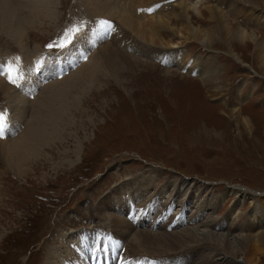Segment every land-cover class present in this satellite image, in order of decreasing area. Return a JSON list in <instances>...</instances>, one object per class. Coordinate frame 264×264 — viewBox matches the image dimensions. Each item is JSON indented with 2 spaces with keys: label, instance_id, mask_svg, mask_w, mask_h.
Masks as SVG:
<instances>
[{
  "label": "rangeland",
  "instance_id": "1",
  "mask_svg": "<svg viewBox=\"0 0 264 264\" xmlns=\"http://www.w3.org/2000/svg\"><path fill=\"white\" fill-rule=\"evenodd\" d=\"M219 1L238 3L243 11L231 13L236 27L231 38L247 30L264 44V0H0L9 16L33 23L24 42L28 50L22 52L3 19L0 23V80L8 87L6 93L0 84V112L7 115L3 136L8 141H19L32 124L34 103L48 87L57 85L59 91L88 84L73 78L104 45L116 51L98 61L110 56L125 69L118 80L99 78L82 94L71 92L79 102L69 104L67 133H57L42 159L30 156L29 167L13 170L0 158V264H74L72 254L78 264H96L97 252L108 259L100 264L124 263L130 245L120 242L111 215L132 224L130 242L140 230L168 235L195 227L230 240L264 231V53L247 39H219L207 12L223 9ZM43 11L48 17L39 20ZM253 12L262 17L249 19ZM125 13L143 27L142 35L119 22ZM159 17L170 28L155 24ZM185 23L194 33L206 32L202 42L184 36ZM152 35L162 39V51L147 42ZM208 35L210 44L204 41ZM60 43L66 46L48 47ZM36 51L43 65L28 73L26 62L34 61ZM79 52L84 56L75 60ZM204 69L211 75L203 76ZM11 94L30 102L21 119ZM181 181L183 192L176 196ZM211 244L206 254L215 249ZM191 248L181 255L146 248L130 252L136 261L141 256L166 264L159 254L168 253L174 257L168 264H198L194 251L201 250ZM236 250L234 260L210 258L209 264H243ZM257 254L251 250L264 264ZM128 264H133L130 257Z\"/></svg>",
  "mask_w": 264,
  "mask_h": 264
},
{
  "label": "bare ground",
  "instance_id": "2",
  "mask_svg": "<svg viewBox=\"0 0 264 264\" xmlns=\"http://www.w3.org/2000/svg\"><path fill=\"white\" fill-rule=\"evenodd\" d=\"M247 2H248V0H247ZM92 3L94 4V2H92ZM219 3H221L223 9L222 8L219 9V7H216L214 9L212 8V9H209V11H207L209 13V19L211 21H213L215 24H217V26L219 28V30H217V31H219V33L218 32L217 33L220 34L219 39L222 40L223 42H226V43H229L230 42L229 40L234 39L236 36L239 38V40L241 42H243L247 39V40H250L251 42L254 43L255 51H260V52L264 53V44L263 43L257 44L259 37L252 32L250 33L247 30H241V31L239 30V32H237L236 35L233 38H231L234 35L233 29L236 28L234 26L235 23L233 21H231V19H230L231 13L232 14L234 13L235 16H238L241 13H243V11H241V9H239L238 3L236 5H234V4L228 5L225 1H219ZM246 4H249V3H246ZM250 4H252V3H250ZM104 7H105V9L102 8V10L104 12L109 13L108 12V10L110 8L109 5H107V6L104 5ZM179 7H181L182 9L184 8L185 10L187 9L186 7H183V4H180ZM95 8H96V6H95ZM226 8H228L229 10L227 12L223 11ZM100 9L101 8H97V10H100ZM184 9H183V11H184ZM45 10L48 11V8L47 9L45 8ZM47 11L46 12L43 11V13L38 14V15H40V17L38 19L40 20L41 18H47L48 17ZM110 13L113 15L115 14L112 11ZM121 13H122V10H121ZM183 13H185V15L187 16V17L186 16L185 17L188 21L189 16H188L187 12H183ZM249 13L247 15L249 19L254 18V17H259V18L262 17L261 16L262 14L258 15L255 12H253L251 14H249ZM123 15H125V16H122V18L118 19L119 22H121L123 25H125L126 28H132L133 30H136L137 32H139L142 35V32L140 30L143 27L140 26V24L138 25L137 23L133 22V18L131 16L128 17L126 13ZM185 17L183 15H181V17H179V18L184 19L186 21ZM199 17H203V16L201 15ZM263 17H264V15H263ZM2 19L4 20L5 29L7 31L11 32V36L14 38V41L16 42L17 46L20 47L19 48L20 51L22 52L21 48L28 50L27 43L25 44L24 42L25 41L27 42L26 38H27V34L29 33L27 31V29L29 30L32 26L31 24H33L31 21L28 20V17L26 19H22L23 22L21 23L20 16H17L16 14H12L9 16L6 12L3 11L2 8H0V23H2ZM155 21H156L155 24H158L161 27L170 28L169 24H168L169 22L167 23L161 17L155 19ZM178 21H181V20L178 19ZM22 24H24L23 27H22ZM117 28H120V27L118 26ZM112 29H113V25L111 26V30ZM190 29H192V28H190L188 26V24H186L183 32L188 31V34L185 33L184 36L195 37L197 41L202 42L201 40L205 37L206 32H204V34H202L203 32H201V31L200 32L196 31L197 33H194V31L192 30L193 31V33H192V31H190ZM117 30H118V32L121 31V30L119 31V29H117ZM180 31H181V29H180ZM210 32H211V30H210ZM202 36H204V37H202ZM108 38L110 39L111 35H108ZM112 38H114V37H112ZM206 38L204 40L205 43L210 44V41L212 40V38L209 37V35L206 36ZM159 41H160V43H159ZM147 42H149L153 45H157L158 47H160L161 51L164 49V47L162 46V44H163L162 39L160 37L152 35L150 40ZM101 49H102L101 55L99 53L96 56V58H97L96 60L88 62V64H89L88 66H86V65L83 66L82 69L79 70V72L77 71L78 72L77 76L75 78H73L75 80L74 82H77V83H79L83 78H85L86 80H84V81L88 82V84L82 85L81 87H77V85L73 84L72 87H70V88L67 87V89H61L59 91L55 90L57 85H55L54 87H48L47 92L44 94V97L38 99L37 102L34 103L35 105L33 108L34 109L33 110V113H34L33 122H32V124H30L28 126L29 128L22 135V137L19 139V141H11L10 142V141H8V138L6 139V137H4V136H3V138H0L1 141L4 140V142H5V143L0 142V156H1L0 158H1V161L4 160L3 162H4V165L6 167H10L13 170L14 169H21L26 164L29 167L30 162H31L29 159L30 156L40 154L39 156L42 159L43 149H45V147L51 142V140L53 141L54 139H56L58 137L57 133H59V131H62L61 133H63V134L65 132L67 133V131H65L66 130L65 127H67L68 124L66 125V123L70 122L72 120V116H69L68 114L73 115L72 111L70 110L73 107H69V104H72V105L75 104L76 105V103L79 102L78 97L75 95H71V92L76 93V91L78 90L82 94L83 88H85V86L93 85L92 84L93 81H98L99 78H101V81L103 80L104 82L106 80H111V78L112 79L116 78L118 80V78H119L118 74L125 72L124 71L125 69L122 70L123 69L122 65L118 62V60L111 61L112 57H110V56H107V57H109L108 61L104 60L103 62L102 61L99 62L98 59L100 58V56H104L106 53L110 52L111 50L116 51L113 48H109V45H104ZM33 54H34V61L33 62L32 61L26 62V67L29 69L27 71L28 73L31 71L32 68H34L35 65H37L39 67H40V64L43 65V62L40 63L41 59L43 61L42 57L40 59V53H38L36 51ZM78 54H76V56L74 57V58H76L75 60H77V58H80L81 56H84L83 52H79ZM111 56H112V54H111ZM101 59L102 58H100V60ZM173 60H174V58H173ZM73 61L74 60H72V62ZM46 66H47V69H49V71H52L51 70L52 68H51V66H49V63H46ZM192 68H194V67H192ZM19 70H21V69H19ZM206 70L207 69L202 70V75L203 76L208 75V74L211 75V72H209L208 70L206 71ZM1 71H3L2 68H1ZM72 77H74V75ZM71 80H68L69 84L72 82ZM0 84L3 87V90L7 93L8 87L6 88V85L1 80H0ZM51 86H53V85H51ZM29 94H34V87L29 92ZM18 95H19V93H18ZM11 96H12L11 97L12 101L14 102V108L16 109L14 111L18 114V119H21L24 115L27 114L28 108L31 109V106H29L30 102L28 103L26 101V99L14 97L12 94H11ZM68 128H69V125H68ZM60 137L61 136H59V138ZM184 185H185V182L181 181L180 184L178 185V188H177V186H175L173 192H174V194H176V196L177 195L180 196L182 194V192H183L182 187ZM186 192H188V191H186ZM252 199H254V197L251 198V200ZM254 200H256V199H254ZM256 203H257V201H256ZM166 206H168V202L166 203ZM263 218H264V213H263ZM110 219H111L110 223L112 224V226L114 228V232L116 233L118 238L120 237V239H119L120 242H122L123 245H124V243L128 242L129 244L128 243L127 244L130 245V247H128V249L126 250L127 256H126L125 262L123 263L121 261L119 264H128L129 257H130L131 262H133V264H139V263L140 264H155V263L150 262L149 259H147L148 261L144 260L141 256H140V260L138 259L136 261V255L137 254L130 252V249H135V248H137V249L146 248V249H148V251L149 250L157 251L159 249V250L164 251V252L168 251L171 253L174 252L175 254H180L186 250L189 251V249H188L189 246H192V248L196 247V248H199L201 250V251H199V250L194 251L197 253L196 258H200L198 264H209L210 258H216V260H220V261H222L224 259H229V261L234 260L235 255H233V253H232V250L234 249V247L238 249V250H236V252H241V254H243L242 255L243 257L241 258L243 264H258V262L256 261V258L251 256V250H253L254 248H256V251L258 253L257 255L260 254V256H264V252H262V250L264 248V231L263 230H261L262 231L261 233H256V234L252 233L246 237L245 236H242V237L238 236V237H234L233 239L231 238V240L226 235H216L215 233H212L211 231H208V232L206 231V233L201 232L199 228H195V227H191V228L186 227L187 229H185L184 231H181V233L176 232V233H172V234H168V235L165 233L159 235L156 233H152L149 230L148 231L140 230V231L136 232V235H134V240H131V242H130L129 240H127V234L134 231V227L132 226V224L128 223L127 219L125 220V219L120 218V217L119 218L112 217V215H111ZM151 227L156 228L157 223L154 221V223L151 225ZM252 228H253V226H252ZM217 238H219V239L217 240ZM113 243H115V242H113ZM136 243H138V244H136ZM209 243H212L211 245L212 246L214 245L215 249H213V247H212L211 248L212 253L206 254L204 252V250H206V249L208 250L207 245ZM204 245H206V246H204ZM180 247H181V249H179ZM184 248H186V249H184ZM192 248H191V250H192ZM137 249H135V250H137ZM211 249H209V250L211 251ZM110 250H112V249H110ZM114 250H116V249H114ZM72 253H74V252L71 251V254ZM113 253H114V255L116 254L115 252H113ZM141 254H144V253L142 252ZM167 254H165V253L159 254V256H161V257L165 256V259H163V260H164V262H166V264H168L167 262H172L171 261L172 258L174 259V257H172L173 255L168 256ZM254 254H256V253H254ZM95 255L97 256V260L95 261L96 264H100L102 261L104 263H106V260H108L106 255H104V253H102V252H97ZM169 255H171V254H169ZM193 255L194 254L192 251L190 258H193ZM72 256H74L73 258L75 259L74 264H78V259L76 258V255L72 254ZM166 256H168V257H166ZM184 256H185V254H184ZM156 257L157 256H155V258ZM73 258H71V259H73ZM87 258L88 257L86 256V259ZM113 258L109 257L110 260H112ZM180 258H182V256H179L178 259H180ZM71 259H69V260H71ZM91 261H92V259H91ZM66 262H67L66 264H71V263H69L68 260Z\"/></svg>",
  "mask_w": 264,
  "mask_h": 264
},
{
  "label": "snow or ice",
  "instance_id": "3",
  "mask_svg": "<svg viewBox=\"0 0 264 264\" xmlns=\"http://www.w3.org/2000/svg\"><path fill=\"white\" fill-rule=\"evenodd\" d=\"M102 23H108V22H102ZM108 26L111 27L110 24ZM69 31H73V30L70 29ZM75 31L78 32L79 29L77 28V29H75ZM68 43H71V39L68 40ZM54 46L65 47L66 44L65 43H60L59 45H54V44H49L48 45L49 48H52ZM9 79H10V82L15 83V79L14 78L9 76ZM6 122H7V115L5 113H3V112H0V138H3V132H4V129H5Z\"/></svg>",
  "mask_w": 264,
  "mask_h": 264
}]
</instances>
